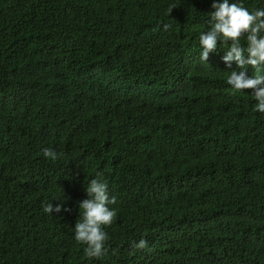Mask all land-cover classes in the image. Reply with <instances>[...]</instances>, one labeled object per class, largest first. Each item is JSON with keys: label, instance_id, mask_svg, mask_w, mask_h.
<instances>
[{"label": "trees", "instance_id": "1", "mask_svg": "<svg viewBox=\"0 0 264 264\" xmlns=\"http://www.w3.org/2000/svg\"><path fill=\"white\" fill-rule=\"evenodd\" d=\"M0 64V264H264V0H0Z\"/></svg>", "mask_w": 264, "mask_h": 264}, {"label": "clouds", "instance_id": "2", "mask_svg": "<svg viewBox=\"0 0 264 264\" xmlns=\"http://www.w3.org/2000/svg\"><path fill=\"white\" fill-rule=\"evenodd\" d=\"M1 67L2 66L0 64V68ZM24 84H25L24 78H23V80L21 82L7 81L6 84H1L0 85V96L7 95L8 94V95L12 96V98L15 99L17 97V95L23 90ZM12 103H13V101H9V102L3 103L2 105L11 106ZM5 114H6V112L0 111V122H2V117ZM117 115L118 114H116V113H109V114L106 115V117L104 119L106 121H109L108 123H111V125H113V127L120 128L122 126L117 121ZM80 219L83 222H86L87 221V216H86V214L84 212H81Z\"/></svg>", "mask_w": 264, "mask_h": 264}]
</instances>
